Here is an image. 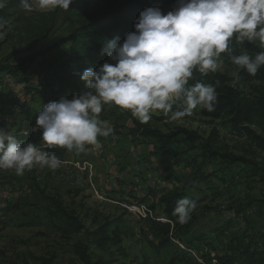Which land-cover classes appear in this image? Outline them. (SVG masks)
I'll list each match as a JSON object with an SVG mask.
<instances>
[{
	"label": "rangeland",
	"instance_id": "1",
	"mask_svg": "<svg viewBox=\"0 0 264 264\" xmlns=\"http://www.w3.org/2000/svg\"><path fill=\"white\" fill-rule=\"evenodd\" d=\"M31 3L32 11L23 10L19 0H6L5 8L0 9V16L8 22L0 38V63L21 68L17 76L0 74V129L24 143L32 142L24 139L28 133L40 130L33 131L42 104L33 93H25L20 79H29L26 86L37 87L40 77L66 62L70 43L62 39L73 30L67 11L60 9L54 28L46 33L56 8L41 9L38 0ZM179 3L171 0L162 13L173 11ZM102 6L100 3L88 13ZM34 54L39 55L30 65L29 57ZM238 68L228 60L218 62L214 72L235 77ZM51 82L68 99L87 90L76 77ZM261 85L264 81H253L239 88L253 96ZM99 118L113 128L108 137H98L100 153L94 151V145H87L82 153L67 151L56 170L34 166L23 176L0 170V264H43V259L52 264H81L74 244L85 241V234L70 236L63 231L61 221L50 214L54 195L75 210L86 227L95 228L120 216L125 220L118 230L121 250L92 249L94 259L111 258L112 264H167L171 259L174 264H219L216 257L230 247L235 233L245 228L264 231V152L234 133L228 117L209 119L198 107L175 121L156 112L142 124L130 111L105 104ZM182 128L196 131L201 138L191 142L180 134L161 148L154 138L143 136L144 129L171 135ZM256 131L264 136V127H256ZM209 138L210 150L203 151L200 144ZM234 157L240 160L234 162ZM84 161L97 163L84 168ZM119 174L122 178L117 179ZM173 189L195 200L197 206L186 233L173 229L169 248L157 249L154 245L160 237L149 230L148 218H141L134 206L141 204L152 210L153 218L165 219L157 198ZM153 205L156 210L150 208ZM239 205L243 210L237 219Z\"/></svg>",
	"mask_w": 264,
	"mask_h": 264
},
{
	"label": "clouds",
	"instance_id": "2",
	"mask_svg": "<svg viewBox=\"0 0 264 264\" xmlns=\"http://www.w3.org/2000/svg\"><path fill=\"white\" fill-rule=\"evenodd\" d=\"M19 2L23 10H33L31 0ZM72 3L38 0L41 9L67 11ZM5 6L6 0H0V9ZM7 23L0 16V38ZM134 29L122 43L119 37L105 42L102 54L114 63L83 71L80 79L87 91L51 101L38 111L33 131L42 130L41 140L48 148L82 153L87 145L99 146L98 137L113 133L109 122L99 118L105 104L130 111L142 124L156 112L175 121L198 107L214 111L219 81L189 85V80L194 70L201 75L216 71L222 53L228 52L230 61L252 76L264 66V51L253 57L233 54L230 48L233 41L240 45L258 41L264 48V0H180L167 14L148 7L140 12ZM34 166L56 170L61 160L0 129V170L23 176ZM196 206L195 200L182 197L173 214L184 224Z\"/></svg>",
	"mask_w": 264,
	"mask_h": 264
},
{
	"label": "trees",
	"instance_id": "3",
	"mask_svg": "<svg viewBox=\"0 0 264 264\" xmlns=\"http://www.w3.org/2000/svg\"><path fill=\"white\" fill-rule=\"evenodd\" d=\"M171 0H73L67 10V20L73 27V30L69 35L62 39V42L70 43V57L56 69L50 73H45L39 78V85L37 87L26 86L27 80L21 78V82L25 83V93H33L34 96L40 99L42 107L51 101L59 100L61 91L59 87H56L52 80L60 79L64 80L70 77H76L83 86L84 83L80 79V75L83 71L89 67L98 69L103 63H114L110 60L106 53L102 54V48L106 41L119 37V41L122 43L126 34L135 31L134 22L139 17L141 11L148 7H158L163 11L164 7ZM100 3L103 6L98 10L88 13L90 9L95 8ZM62 8H56L51 16V20L47 23L46 33L51 32L55 26L54 17L56 13ZM45 25V24H44ZM233 54H248L255 56L256 53L264 51L258 41L249 43L245 41L242 45L232 42L230 45ZM39 54H34L29 57V64H33ZM229 59V53H222L219 61L224 63ZM18 66L2 64L0 63V74L7 72L11 75L17 76L19 74ZM197 81H201L205 84H215L219 81V86L216 87L217 101L214 106V111H207L206 109L199 107V113L209 119H217L221 117H228V123L231 124V128L234 133L245 138L256 149L264 152V136L260 135L256 131V127H264V86L256 87L255 94L253 96L246 94L239 88L242 83H248L253 81H264V66H261L255 76L247 73L246 70L239 67L235 77H229L227 74L219 72H209L207 75H201L199 71L194 70L193 78L189 80V85L195 84ZM233 81L235 83H233ZM87 91V90H86ZM215 133V132H214ZM39 134V138L35 139ZM42 130L36 133L32 131L25 136V140H30L34 144L41 145L42 150L48 151L49 154H55L60 160H63L67 151L64 148H48L45 144L41 143ZM191 142H196L201 137L193 130L179 129L178 133L166 135L158 130L144 129L143 136L154 138L161 148L167 147L176 136L180 135ZM200 146L203 151L210 150V138L204 140ZM234 162L240 160L234 157ZM264 186V177L262 178ZM192 183L189 184L191 186ZM155 192V191H154ZM152 192V194L154 193ZM182 197H185L184 193L177 189L170 190L166 193H162L158 196V205L162 207L164 218H151L147 219L150 222L149 230L156 237H160L158 245H154L157 249L169 248L172 244L170 236L173 229H177V232L186 233L185 230L192 223L187 221L184 224L178 222L177 216L173 214V210L176 206V201ZM53 209L50 210V214L53 217L58 218L63 227V231L68 235H76L84 232L86 240L79 241L74 244V253L77 256L81 264H112L113 261L109 259H94L92 257V249H99L106 251L112 247H117V250H121L119 247L122 239L118 235L120 224L125 220L120 216L113 219H106L101 224H98L95 228L86 227L82 219L77 212L73 209L67 208L62 199L58 195L50 197ZM264 202V200H262ZM243 206V205H242ZM239 205V208L242 207ZM156 210V206L150 207ZM243 209H238L239 213ZM166 220L167 222L160 221ZM93 222H97L95 216ZM97 224V223H96ZM237 235L231 236L230 247L223 255H219L217 258L219 264H264V231L262 229L245 228ZM184 242L183 238H180ZM189 245L188 242H184ZM200 244V243H198ZM179 246V245H178ZM189 246H194L189 245ZM180 247V246H179ZM113 254V253H112ZM43 264H52V260L43 259ZM167 264H174L171 259ZM217 264V262H216Z\"/></svg>",
	"mask_w": 264,
	"mask_h": 264
},
{
	"label": "bare ground",
	"instance_id": "4",
	"mask_svg": "<svg viewBox=\"0 0 264 264\" xmlns=\"http://www.w3.org/2000/svg\"><path fill=\"white\" fill-rule=\"evenodd\" d=\"M37 147L42 148V146H37ZM141 209H143L139 212V216H142L141 218H149V217L153 216V212L151 209H149L143 205H141Z\"/></svg>",
	"mask_w": 264,
	"mask_h": 264
},
{
	"label": "crops",
	"instance_id": "5",
	"mask_svg": "<svg viewBox=\"0 0 264 264\" xmlns=\"http://www.w3.org/2000/svg\"><path fill=\"white\" fill-rule=\"evenodd\" d=\"M101 151H102L101 149H100V150H97L98 153H100ZM65 161H66V160H65ZM66 162H68V161H66ZM95 162H96V161H95ZM76 163H78V165H81V163H79V162H76ZM76 163H75V164H76ZM86 163L89 164V165H93V166H94V164L96 165L97 162H96V163L93 162L94 164H93L91 161H84V162H83V164H86ZM75 166H77V165H75ZM77 167H78V166H77ZM79 168L82 169L81 166H80ZM116 176H118L117 179H118V178H122V177H120V174H119V175H116ZM89 180H91V179H89ZM239 215H240V212L235 214V216L237 217V219H240V218L238 217Z\"/></svg>",
	"mask_w": 264,
	"mask_h": 264
},
{
	"label": "built area",
	"instance_id": "6",
	"mask_svg": "<svg viewBox=\"0 0 264 264\" xmlns=\"http://www.w3.org/2000/svg\"><path fill=\"white\" fill-rule=\"evenodd\" d=\"M43 147H45V146H43ZM43 147H42V148H43ZM93 149H94V151L97 152L98 147L93 146ZM88 165H89V164H88ZM89 166H90V165H89ZM85 167H87V163L85 164L84 168H85ZM134 208H135V211H136L138 214H139V212H140L141 210H143V209H141V204L135 205ZM149 213H150V212H149ZM151 218H153V217H151Z\"/></svg>",
	"mask_w": 264,
	"mask_h": 264
}]
</instances>
